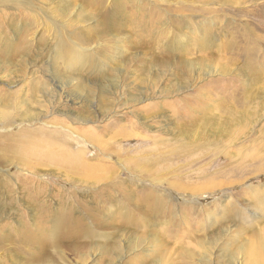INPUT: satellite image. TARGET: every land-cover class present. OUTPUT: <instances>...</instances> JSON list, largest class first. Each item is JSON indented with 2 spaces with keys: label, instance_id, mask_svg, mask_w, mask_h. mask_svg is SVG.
Masks as SVG:
<instances>
[{
  "label": "rangeland",
  "instance_id": "374dc122",
  "mask_svg": "<svg viewBox=\"0 0 264 264\" xmlns=\"http://www.w3.org/2000/svg\"><path fill=\"white\" fill-rule=\"evenodd\" d=\"M0 264H264V0H0Z\"/></svg>",
  "mask_w": 264,
  "mask_h": 264
}]
</instances>
